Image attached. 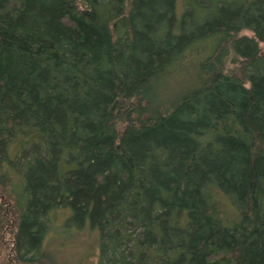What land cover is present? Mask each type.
Wrapping results in <instances>:
<instances>
[{"label": "trees", "instance_id": "trees-1", "mask_svg": "<svg viewBox=\"0 0 264 264\" xmlns=\"http://www.w3.org/2000/svg\"><path fill=\"white\" fill-rule=\"evenodd\" d=\"M262 44L264 0H0L12 264H264Z\"/></svg>", "mask_w": 264, "mask_h": 264}, {"label": "rangeland", "instance_id": "rangeland-1", "mask_svg": "<svg viewBox=\"0 0 264 264\" xmlns=\"http://www.w3.org/2000/svg\"><path fill=\"white\" fill-rule=\"evenodd\" d=\"M244 33L249 34L248 32ZM248 36H251V34H249ZM262 46L264 47V44H262ZM0 196H2L1 192ZM2 197L3 198L0 199V206L5 208V212H3L4 216L2 217L0 222V263L12 264L5 252V248L8 246L7 243L9 240V234L13 229V199L7 193H4ZM5 202H7V206H5ZM58 214L59 213L55 214L56 221L60 220L59 216H57ZM93 244L94 239L92 240L91 238H89L87 240V238L83 236L75 238V240H73L72 243H69L67 247L63 245L64 250H62V252H59L58 255L59 262H61V264H79L80 258H82L83 260H81V262L84 261L82 264H95L96 261L94 257H86L87 250L93 251ZM52 246L53 248H55L54 244H52Z\"/></svg>", "mask_w": 264, "mask_h": 264}]
</instances>
